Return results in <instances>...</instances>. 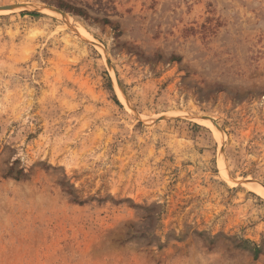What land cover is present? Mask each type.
Wrapping results in <instances>:
<instances>
[{
    "label": "rangeland",
    "instance_id": "rangeland-1",
    "mask_svg": "<svg viewBox=\"0 0 264 264\" xmlns=\"http://www.w3.org/2000/svg\"><path fill=\"white\" fill-rule=\"evenodd\" d=\"M254 187L264 0H0V264H264Z\"/></svg>",
    "mask_w": 264,
    "mask_h": 264
},
{
    "label": "bare ground",
    "instance_id": "bare-ground-1",
    "mask_svg": "<svg viewBox=\"0 0 264 264\" xmlns=\"http://www.w3.org/2000/svg\"><path fill=\"white\" fill-rule=\"evenodd\" d=\"M79 34V33H78ZM253 190H258V191H255V192H258V193H260L262 196H264V190L263 189H261L260 187H254L253 188Z\"/></svg>",
    "mask_w": 264,
    "mask_h": 264
}]
</instances>
